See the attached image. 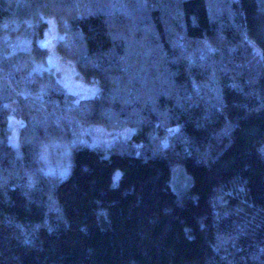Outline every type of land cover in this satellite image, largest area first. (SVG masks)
<instances>
[{
  "label": "trees",
  "instance_id": "obj_1",
  "mask_svg": "<svg viewBox=\"0 0 264 264\" xmlns=\"http://www.w3.org/2000/svg\"><path fill=\"white\" fill-rule=\"evenodd\" d=\"M49 17L95 96L31 72ZM83 124L135 132L46 172ZM0 264H264V0H0Z\"/></svg>",
  "mask_w": 264,
  "mask_h": 264
},
{
  "label": "rangeland",
  "instance_id": "obj_2",
  "mask_svg": "<svg viewBox=\"0 0 264 264\" xmlns=\"http://www.w3.org/2000/svg\"><path fill=\"white\" fill-rule=\"evenodd\" d=\"M48 27L42 37L38 39L40 45L44 46L47 51L46 60L34 61L31 72L43 71L51 68L61 85L74 96L75 100L90 98L99 92V84L86 82L78 75L74 61L63 58L58 50L57 43L62 38V33L57 29L56 22L52 17L47 18ZM6 44L10 47L8 52L17 51V49H31L32 37L24 35H4ZM23 120L16 116H10L11 132L9 143L20 150V129ZM171 129V131H173ZM135 127L129 126L123 129H109L97 124H83L75 133L71 140H54L47 143L41 150L40 157L43 161V168L46 172L56 175H66L72 164L71 147L73 144H81L89 147H101L108 149L113 143L132 137ZM167 136L163 142L167 143ZM116 173V177L119 175ZM173 184L179 189H185L191 183V176L185 171L183 166L178 165L173 171Z\"/></svg>",
  "mask_w": 264,
  "mask_h": 264
}]
</instances>
